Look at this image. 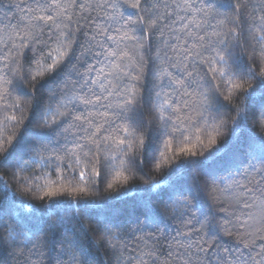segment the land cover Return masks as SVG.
<instances>
[{"label":"snow or ice","instance_id":"6c2138e0","mask_svg":"<svg viewBox=\"0 0 264 264\" xmlns=\"http://www.w3.org/2000/svg\"><path fill=\"white\" fill-rule=\"evenodd\" d=\"M6 170L0 264H264V0H0Z\"/></svg>","mask_w":264,"mask_h":264},{"label":"trees","instance_id":"16d2710c","mask_svg":"<svg viewBox=\"0 0 264 264\" xmlns=\"http://www.w3.org/2000/svg\"><path fill=\"white\" fill-rule=\"evenodd\" d=\"M30 87V86H29ZM45 93L47 92V89L44 90ZM32 103H29L28 107H29V112L28 114L31 115V108H32ZM149 119L151 117H148ZM23 128L18 130V134L19 132H22ZM157 178H160V174L157 173ZM0 176H4V179L8 181L10 187L12 188V190L17 192L18 197L26 200L28 203H38L37 199L32 197L30 194L26 193L22 188H18L15 184L14 181L11 180L10 178V172L6 171H0ZM134 183H141V181L139 179H137ZM92 239H95L96 244L100 245V250L99 252H96L95 247L93 248V252L95 253V260H96V264H109V260H108V254H107V250L104 248L103 246V242H102V238L100 237H93ZM84 243L90 244L91 240L90 239H84Z\"/></svg>","mask_w":264,"mask_h":264}]
</instances>
